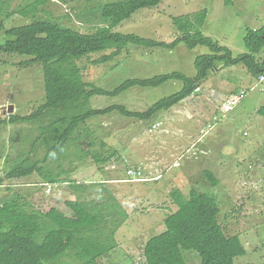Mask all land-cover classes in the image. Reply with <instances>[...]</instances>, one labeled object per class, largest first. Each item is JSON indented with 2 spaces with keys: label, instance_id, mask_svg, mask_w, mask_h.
<instances>
[{
  "label": "rangeland",
  "instance_id": "obj_1",
  "mask_svg": "<svg viewBox=\"0 0 264 264\" xmlns=\"http://www.w3.org/2000/svg\"><path fill=\"white\" fill-rule=\"evenodd\" d=\"M41 1L3 0L0 43L6 39L5 30L34 19L56 21L77 32L92 33L100 26L96 18L98 7L112 0ZM232 3L225 6L222 0H162L155 8L137 11L114 31L169 44L178 37L174 17H194L206 11L204 22L197 24L198 31L230 49L236 57L248 53L245 31L264 27V0H232ZM208 53L206 47L190 50L183 44L173 51L131 46L127 53L107 63L93 65L91 61L101 55L94 54L80 65L87 84L112 92L128 79L171 72L193 77L194 59ZM246 71L240 66L219 67L190 97L146 120L125 117L117 111L92 118L88 121L90 136L83 139L81 143L86 144L81 147L90 153L102 151L105 156L107 150L115 151L101 171H96L91 154L84 155L70 146L52 163L53 167L66 170L63 177L68 183L56 184L53 191L46 193L39 176L33 174L3 181L0 195L10 194L5 191L8 187L24 194L34 209L46 212L56 208L70 216L76 201L70 187L83 178L87 184L104 182L122 197L119 203L127 218L115 233L116 248L100 257L99 264H145L143 245L165 230L162 221L166 210L176 208V200L189 198L192 188L214 193L209 188V178L204 176L207 170L218 183L219 221L228 235L238 236L246 250L235 259V264H264V117L257 113L264 107V86ZM180 88L181 83L173 80L157 88L133 87L115 96L95 95L90 99V107L104 110L121 106L142 113ZM240 91L245 96L225 111L224 104ZM43 101L42 66L31 63L30 58L0 52V121L8 120L10 115L28 116ZM156 123L159 127L153 128ZM40 133L34 122L0 124V178L5 179L9 167L26 156L32 140ZM42 154L40 148L35 157ZM174 161L180 166L173 167ZM136 167L146 178L158 175L160 178L131 181L126 172ZM155 184L160 189L155 191ZM86 194L90 195L88 191ZM194 255L197 257L193 252L184 253L189 264H199ZM63 262L71 261L64 258Z\"/></svg>",
  "mask_w": 264,
  "mask_h": 264
},
{
  "label": "trees",
  "instance_id": "obj_2",
  "mask_svg": "<svg viewBox=\"0 0 264 264\" xmlns=\"http://www.w3.org/2000/svg\"><path fill=\"white\" fill-rule=\"evenodd\" d=\"M46 1L49 0L40 3ZM161 1L112 0L101 4L96 17L100 26L87 34L56 21L39 19L5 30L6 39L0 43L1 53L27 57L31 63L42 66L44 101L28 116L10 115L8 120L0 121V124L34 122L41 132L32 140L26 156L9 167L5 179L0 178V187L7 179L17 180L33 174L39 176L42 184L66 183L63 177L66 170L53 167L52 163L70 146L84 155L91 154L96 171H101L115 151L107 150L105 156L102 151L90 153L81 147L86 144L81 143L83 139L90 136L88 121L99 115L117 111L125 117L149 119L190 97L219 67L240 66L254 81L264 75V27L245 31L244 45L248 53L236 57L230 49L198 31L197 24L204 22L206 11L194 17H174L172 22L178 37L169 44L114 31L117 25L130 19L137 11L155 8ZM222 1L225 6L233 4L232 0ZM3 4L0 0V12ZM179 44L190 50L202 46L209 51L194 59L196 74L193 77L171 72L145 79H128L112 92L94 88L82 78L83 66L80 63L89 60L91 55L101 54L91 61L94 65L118 58L131 46L173 51ZM173 80L181 83L180 90L160 99L142 113L128 111L121 106H110L104 110L90 107V99L95 95L115 96L133 87L157 88ZM257 113L264 117V107ZM87 144L94 145L91 142ZM101 146L104 148V143ZM40 148L43 154L36 158ZM32 157L35 158L32 160ZM204 176L209 178V188L214 189V193H206L208 189L198 191L192 188L189 198L175 201L176 209L163 218L165 230L143 245L145 264H189L185 252L195 253L199 264H235V259L245 254V247L238 236L228 235L219 221L221 210L216 192L217 180L207 170ZM70 188L76 197L70 216L56 208L46 212L34 209L24 194L5 188L11 193L0 195V264H66L64 258L70 259L68 264H99L100 257L116 248L114 236L127 214L122 211L112 189L104 182L87 184L85 178Z\"/></svg>",
  "mask_w": 264,
  "mask_h": 264
},
{
  "label": "built area",
  "instance_id": "obj_3",
  "mask_svg": "<svg viewBox=\"0 0 264 264\" xmlns=\"http://www.w3.org/2000/svg\"><path fill=\"white\" fill-rule=\"evenodd\" d=\"M257 82L259 85L264 86V75L260 76L257 79ZM256 82V83H257ZM199 88H197L195 91H197ZM251 90H254V87L251 88ZM245 96V92L244 91H240L239 93H237L236 95L232 96L225 104H224V109L225 111L231 109L232 107H234L243 97ZM154 127H159V124L156 123L155 125H153ZM208 129H210V126H208ZM164 133H168L167 130H164ZM175 166V168L179 167L180 164L178 161H174L173 163V167ZM127 177L129 178V180L131 181H136V182H148V181H155L156 179H159L160 176H155L152 178H146L143 171L139 168H129L126 172ZM44 186V190L46 193H49L50 191H53L56 187V184H43Z\"/></svg>",
  "mask_w": 264,
  "mask_h": 264
},
{
  "label": "crops",
  "instance_id": "obj_4",
  "mask_svg": "<svg viewBox=\"0 0 264 264\" xmlns=\"http://www.w3.org/2000/svg\"><path fill=\"white\" fill-rule=\"evenodd\" d=\"M155 186L157 187V188L155 189V191L158 190V189H160V188H158V185L155 184ZM114 187H115V186H114ZM144 187H145V189L148 188V186H144ZM145 189H144V190H145ZM160 191H161V190H160ZM113 193H114V192H113ZM117 195H118V194L114 193V196L116 197V199L118 200V202H120V200H121L122 197L117 196ZM120 205H121V204H120ZM175 209H176V208H174L173 210L167 209L166 211H167V212H170V211H174Z\"/></svg>",
  "mask_w": 264,
  "mask_h": 264
},
{
  "label": "water",
  "instance_id": "obj_5",
  "mask_svg": "<svg viewBox=\"0 0 264 264\" xmlns=\"http://www.w3.org/2000/svg\"><path fill=\"white\" fill-rule=\"evenodd\" d=\"M10 109L12 110V106H10Z\"/></svg>",
  "mask_w": 264,
  "mask_h": 264
},
{
  "label": "clouds",
  "instance_id": "obj_6",
  "mask_svg": "<svg viewBox=\"0 0 264 264\" xmlns=\"http://www.w3.org/2000/svg\"><path fill=\"white\" fill-rule=\"evenodd\" d=\"M44 184H46V183H44ZM43 185V184H42Z\"/></svg>",
  "mask_w": 264,
  "mask_h": 264
}]
</instances>
